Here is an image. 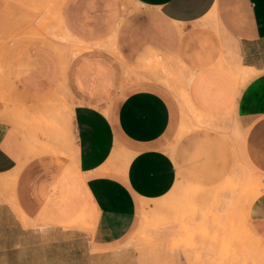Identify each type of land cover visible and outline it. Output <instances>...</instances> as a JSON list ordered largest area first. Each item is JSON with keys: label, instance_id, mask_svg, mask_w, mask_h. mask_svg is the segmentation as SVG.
Returning a JSON list of instances; mask_svg holds the SVG:
<instances>
[{"label": "crops", "instance_id": "0c3cea01", "mask_svg": "<svg viewBox=\"0 0 264 264\" xmlns=\"http://www.w3.org/2000/svg\"><path fill=\"white\" fill-rule=\"evenodd\" d=\"M126 5L146 6L152 21L160 19L156 40L166 49L160 42L143 47L138 16L128 22L131 31H117L120 16L113 0H64L56 6L57 16L82 49L70 59L65 76L63 61L48 44L33 45L19 63L26 72L17 85L32 101L48 98L67 78L74 106L58 117L61 127L52 134L48 127H29L40 139L51 134L47 144H29L26 126L0 117V178L18 171L14 189L3 185L11 195L0 202V264H95L96 254L107 253L95 249L124 239L139 214L141 226L143 199L165 194L177 179L176 162L165 146L180 124L175 92L147 73V63L184 62L177 54L181 49L191 62H205L198 69L184 62L182 127L216 129L217 117L235 113L242 123L243 131H236L243 159L264 176V0H129ZM212 13L234 41V64L216 63L217 40L202 46L204 30L198 27ZM113 30L121 34L120 59L112 56H120ZM141 60L142 68L129 72ZM248 72L241 83L239 73ZM188 99L202 118L199 123L185 104ZM118 152L124 171L112 165ZM250 218L264 237V193L252 204ZM91 221L93 230L86 226Z\"/></svg>", "mask_w": 264, "mask_h": 264}, {"label": "rangeland", "instance_id": "374dc122", "mask_svg": "<svg viewBox=\"0 0 264 264\" xmlns=\"http://www.w3.org/2000/svg\"><path fill=\"white\" fill-rule=\"evenodd\" d=\"M63 1L2 0L0 6V117L28 129L33 125L40 129L48 127L51 134L61 127L58 117L69 113L74 106L67 78L59 82L51 96L36 101H32L29 94L20 90L17 82L26 72L19 69V63L25 61L26 53L37 43L51 46L60 56L63 65L68 58L76 56L73 49L81 42L73 39L62 19L57 16ZM128 1L113 0L114 10H118L120 16L117 31L123 27L131 31L128 22L132 16H138L140 22L142 21L139 36L142 37L143 47L158 46L157 42H160V48L166 49V44L156 40L159 31L156 24L158 26L160 19L154 17L155 20L152 21L148 17L152 11L146 6L124 7ZM57 5L60 7H56ZM32 13L36 14L35 22L32 21ZM206 20V25L198 27L204 30L200 40L202 46L206 42L217 40L220 50L215 59L216 63H236L234 41L214 22L213 13ZM182 28L186 30L185 27ZM120 35L114 30L111 35L120 55L112 54L116 59L121 58ZM131 35L129 33V39ZM184 35L181 37L182 43ZM182 52L181 49L177 54L190 68L198 69L201 63H205L198 65L191 62V57H186ZM201 56L206 61L209 54ZM184 62L150 60L147 63V73L175 92L173 94L176 95L180 108L179 129L165 146L176 162L177 179L165 194L143 199L141 226L137 225L141 218L139 214L134 229L124 239L111 247L95 249L97 252H107L96 254L95 264H264V237L254 229L251 218L249 219L248 205L249 196L257 190L264 193V176L251 170L243 159L241 135L236 131V128L242 130V123L235 113L217 117L220 127L216 129L192 125L183 129ZM142 63L143 60L130 68L129 72L135 73L136 69H141ZM240 82L243 83L244 79ZM185 104L187 105V101ZM188 105L189 112L197 114L194 112V105L190 102ZM47 111L54 112L51 118L46 116ZM33 112L36 113L34 119L29 117ZM201 119L199 114L193 117L198 123ZM51 134L44 133L40 139L35 130L29 129L26 139L31 145L47 144L53 137ZM114 156L117 162L114 165L119 170L122 165L119 162L123 157L120 152ZM130 159L131 156L127 157L124 164L128 165ZM15 173L16 170L7 179L0 178V202H8L11 195L8 189H14ZM182 183L190 185L194 189L192 194L198 195L197 198H187L182 191ZM4 184L8 189L3 188ZM14 206L17 210L15 203ZM86 226L93 230L95 223L91 221ZM130 236H133L132 239Z\"/></svg>", "mask_w": 264, "mask_h": 264}, {"label": "bare ground", "instance_id": "6f19581e", "mask_svg": "<svg viewBox=\"0 0 264 264\" xmlns=\"http://www.w3.org/2000/svg\"><path fill=\"white\" fill-rule=\"evenodd\" d=\"M59 8V7H58ZM61 17V16H60ZM212 22H213V20H212ZM214 22H216L217 23V21L216 20H214ZM218 25V24H217ZM61 26L63 27V25L61 24ZM74 50V52H73V54L74 55H77V54H79L81 51H82V49L81 48H76V49H73ZM72 54V53H71ZM71 56V55H70ZM69 56V57H70ZM69 61H70V59L68 58V60L66 61V63L63 65V76L65 75V71H66V68H67V66H68V63H69ZM242 70V69H241ZM244 72V71H243ZM132 73H133V71H132ZM249 75V72L248 73H246V74H240L239 73V79L240 80H242V79H244L245 80V78L247 77ZM188 79H190V78H188ZM187 79V80H188ZM186 80V81H187ZM186 83V82H185ZM187 101V105L189 104V99L188 100H186ZM191 104V103H190ZM189 106V105H188ZM190 107V106H189ZM195 107V106H194ZM192 111H193V109H192ZM196 110H195V108H194V112H195ZM199 113L197 112V114H193L194 116H197ZM183 129H185V127L183 128ZM241 137V136H240ZM118 156V155H117ZM122 157V156H121ZM120 159V158H119ZM122 159V158H121ZM120 159V160H121ZM112 162H114V157H113V161ZM119 162V161H118ZM121 162H122V160H121ZM121 162H119V163H121ZM115 163V162H114ZM113 166H116V165H114V164H112ZM125 166V165H124ZM129 166V165H128ZM122 168H123V166H121ZM126 167V166H125ZM117 168V167H116ZM119 168V167H118ZM117 168V169H118ZM250 168V167H249ZM120 170H123V169H120ZM127 170V169H126ZM252 170V169H251ZM124 171V170H123ZM17 173H18V171L15 173V176H14V178H13V183L15 182V179H16V175H17ZM183 185H184V187H183V189H182V191H184V193H185V196L188 198H190V199H192V198H194V197H196L197 198V196H194L193 194H192V191L194 190L191 186H189V185H187V184H185V183H182ZM261 184V183H260ZM262 185V184H261ZM262 188H264V185L262 186ZM263 193V191L262 190H257L255 193H253L251 196H249V200H248V205H249V209H250V207H251V205L253 204V202L261 195ZM198 194H200V193H198ZM210 195V194H209ZM216 195V194H215ZM200 196L201 195H199V198H200ZM211 196H212V194H211ZM219 196V195H218ZM216 197H217V195H216ZM207 198V197H206ZM210 198H212V197H210ZM15 205H16V207H17V210L19 211V213L22 215V216H24L25 215V213H24V215H23V211H20V209L18 208V205L15 203ZM249 209H248V211H249ZM257 235V234H256ZM259 238H260V236H258ZM257 238V237H256ZM261 239V238H260ZM259 239V240H260Z\"/></svg>", "mask_w": 264, "mask_h": 264}]
</instances>
